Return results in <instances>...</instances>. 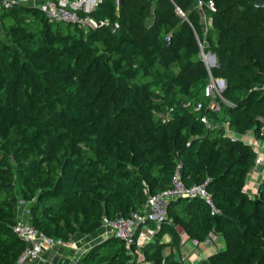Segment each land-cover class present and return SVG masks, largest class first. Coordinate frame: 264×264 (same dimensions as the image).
<instances>
[{"label": "trees", "instance_id": "16d2710c", "mask_svg": "<svg viewBox=\"0 0 264 264\" xmlns=\"http://www.w3.org/2000/svg\"><path fill=\"white\" fill-rule=\"evenodd\" d=\"M206 1V29L195 0H124L118 17L115 0H102L95 16L117 19L114 32L51 23L27 4L0 8V264H15L23 248L12 230L19 206L39 231L68 242L102 227V202L108 221L141 215L148 197L170 186L178 160L185 184L206 181L218 211L198 197L170 200L144 258L173 263L162 236L176 244L182 228L192 240L212 232L225 241L186 264H264V180L255 195L244 190L254 152L244 136L199 119L219 115L194 110L209 78H223L230 130H258L264 9L212 0L211 10ZM129 251L107 233L76 264H134Z\"/></svg>", "mask_w": 264, "mask_h": 264}, {"label": "built area", "instance_id": "2783aa9c", "mask_svg": "<svg viewBox=\"0 0 264 264\" xmlns=\"http://www.w3.org/2000/svg\"><path fill=\"white\" fill-rule=\"evenodd\" d=\"M102 0H0V8H10L15 4H27L38 8L46 20L51 23L66 22L74 24L84 31L93 30L101 27H108L113 32L120 29V23L117 19H109L95 16V12ZM203 0H195V7H203ZM205 5L211 10L214 9L212 0H207ZM119 0H115L114 14L119 16ZM175 11L183 15L182 10L176 6ZM203 58H206L203 54ZM223 78H209L204 86L203 92L206 102L196 101L194 110L200 112L204 108L208 112L219 115V118L208 117L205 113L201 114L199 119L207 128L217 125L223 128L225 133L231 139L236 137H245L254 152V161L251 172L257 173L256 166L262 162L260 156V135L264 133V117H259L258 130L251 135H238L230 130L229 117L224 112L226 107H231L232 103L223 95ZM182 162L178 160L175 164L171 175V184L168 188L163 189L150 195L145 203L144 212L141 215L132 217L115 216L109 221L108 226L115 236L119 237L127 248L130 249V255L136 258L142 255L141 248L151 240L158 231L161 223L167 219L165 210L166 204L178 197H198L210 210V214L218 211L211 193L206 189L205 182L185 184L181 178ZM246 191V189H244ZM22 203V200H20ZM27 208L19 206V215L12 225V230L16 237L22 242L23 248L18 254L15 264H29L38 260L47 252L60 247L64 242L59 238L50 237L39 231L32 225L27 218ZM214 233L210 232L207 241L214 238ZM195 243L198 241L194 240ZM80 251L70 264H76V259L83 253ZM177 264V263H168Z\"/></svg>", "mask_w": 264, "mask_h": 264}, {"label": "crops", "instance_id": "0c3cea01", "mask_svg": "<svg viewBox=\"0 0 264 264\" xmlns=\"http://www.w3.org/2000/svg\"><path fill=\"white\" fill-rule=\"evenodd\" d=\"M198 12L200 14L202 28L206 29L210 24V20L207 19L202 9H198ZM251 134H253L252 131H250L248 135ZM259 144L262 162L256 166L257 173L250 172V174H248L244 185V189H246V192L250 195H255L258 192L259 184L264 180V137L259 138ZM107 233H111L108 225L102 226L91 235L75 233L68 242H64L63 245L54 250L45 252L40 259L32 261L29 264H70L80 251L85 250L90 244L105 237ZM178 234L179 241L176 244L169 243L171 240L169 233L165 232L162 236V241L166 243L162 250V255L164 258L169 255L167 259L173 261V263H198L202 260H207L210 254L222 250L225 247V241L221 235L215 234L214 238L210 241L204 239L195 243L194 240L188 237L182 228H178ZM135 264L167 263L165 260L159 263H153L151 260L144 258L143 255H140L136 258Z\"/></svg>", "mask_w": 264, "mask_h": 264}, {"label": "water", "instance_id": "95a60500", "mask_svg": "<svg viewBox=\"0 0 264 264\" xmlns=\"http://www.w3.org/2000/svg\"><path fill=\"white\" fill-rule=\"evenodd\" d=\"M124 3V0H119V6L121 7ZM251 3L255 6V7H262L264 9V0H255V1H251ZM165 40H166V44L167 45H170V42H171V36L170 35H167L165 36ZM205 56H206V59H204L205 63L207 64V66H211V65H214L215 62H216V59H215V55L214 53H210L209 51L205 53ZM224 80V86L223 88L226 86V81L225 79ZM102 205H103V208H102V220H101V223H102V226H105V225H108L109 221L108 219L105 217L106 215V210H105V207H104V202H102Z\"/></svg>", "mask_w": 264, "mask_h": 264}, {"label": "rangeland", "instance_id": "374dc122", "mask_svg": "<svg viewBox=\"0 0 264 264\" xmlns=\"http://www.w3.org/2000/svg\"><path fill=\"white\" fill-rule=\"evenodd\" d=\"M197 8H198V7H197ZM198 9H201V8H198ZM63 25H65V26H66V25H67V23H66V22H63ZM205 59H206V58H205ZM105 226H106V225H105Z\"/></svg>", "mask_w": 264, "mask_h": 264}]
</instances>
